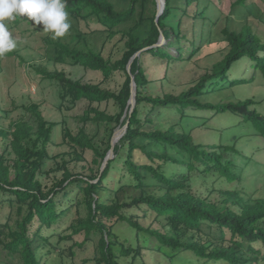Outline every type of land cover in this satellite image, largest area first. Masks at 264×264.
Returning <instances> with one entry per match:
<instances>
[{
    "label": "trees",
    "instance_id": "trees-1",
    "mask_svg": "<svg viewBox=\"0 0 264 264\" xmlns=\"http://www.w3.org/2000/svg\"><path fill=\"white\" fill-rule=\"evenodd\" d=\"M176 1L166 0L157 21L156 0H129V8L122 11L110 0H67L70 40H54L48 34L44 38L51 63L99 72L103 82L124 71L126 81L116 92L103 88L102 82H85L64 71H50L42 64L31 65L44 79L58 82L64 102H70L72 107L81 101L88 103L89 109L81 117L85 125L91 121L105 123L111 131L102 148L93 142L85 127L75 135L64 122L45 119L36 103L26 110L32 113L37 127L28 121L0 127V136L5 140L0 153V196L9 195L7 201L17 204L18 213L15 225H0V240L5 251L11 257L18 255L22 264H53L45 259L46 253H38L37 242L48 241L43 231L66 213L58 209L57 197L64 199L74 186L82 197L77 203L81 201L87 209L86 216L73 225L76 234L84 235L83 243L76 245L83 247L94 236L99 237L96 264H175L183 251L204 260L202 264H264V199L255 197L264 193L258 188L264 185V161H258L256 154L242 152L238 138H225L226 130H211L206 122L198 123L188 114L191 110L210 111L238 122L242 119L240 124L249 125L264 139V101L252 98L213 104L203 100L224 91L232 69L245 60L252 63L253 78L235 79L230 88L252 83L257 75L264 80V36L249 24L240 31L226 26L222 35L229 49L227 54L194 86L179 94L164 90L159 95L151 94L156 82L148 60H153L154 66L163 64L168 68L177 62L192 61L207 37H212L219 19L210 15L211 0H184L186 10L176 6ZM194 4L197 7L192 10ZM236 5L247 8L248 0H239ZM186 15L190 18L188 34L184 33ZM21 20L22 16H17L18 24ZM81 22L100 24L108 39L121 35L125 41L121 58L114 61L93 47L89 34L77 28ZM162 35L166 45L157 47ZM185 42L190 44L188 50ZM171 48L177 50V56ZM141 51L131 67L137 84V105L130 115L132 77L128 65ZM168 82L171 78L165 74L160 84L163 87ZM110 101L118 106L115 114L94 106ZM166 110L176 111L179 117L168 118ZM127 122V132L117 143L114 158L101 173L113 136ZM58 126L63 143L71 149L68 154L81 159L90 149L96 168H88L89 174H77L64 160L53 171L63 170L62 178L45 190L39 176L46 160L52 158L48 145L53 143ZM197 128L215 131V141L196 137ZM8 155L16 157L7 160ZM118 170L123 176L114 190L106 183ZM132 210H140L143 215H131ZM36 222L39 227L32 231ZM116 223L126 224L130 236L121 235Z\"/></svg>",
    "mask_w": 264,
    "mask_h": 264
},
{
    "label": "rangeland",
    "instance_id": "rangeland-1",
    "mask_svg": "<svg viewBox=\"0 0 264 264\" xmlns=\"http://www.w3.org/2000/svg\"><path fill=\"white\" fill-rule=\"evenodd\" d=\"M120 11L126 10L130 6L129 0H110ZM212 9L210 15L215 19L219 16L216 24H214V33L211 38L207 37L202 50L192 59L185 63H174L171 67L161 64L154 66L155 62L148 60V67L154 75L155 87L150 89V93L159 95L164 90L167 93L179 94L195 85L199 78L204 75L207 70L211 69L213 65L220 60L228 52L227 43L225 42L222 30L228 26L232 30L240 31L243 26L249 24L253 30L264 36V0H248V6L236 5L239 0H211ZM176 6H182L187 9L184 0H177ZM196 4L193 5L195 9ZM158 11V7H157ZM175 14H179L175 11ZM17 17L6 21L12 37L17 41V47L3 56H0V127H6L18 123L20 121H28L37 127L36 120L32 119V113L26 110L31 104L36 103L40 106V110L48 121L64 122V124L71 130L73 134H78L80 128H86L89 137L93 142L104 148V144L110 139V127L105 123L89 122L85 125L81 117L84 116L88 109V103L85 101L78 102L76 106L68 101H63L61 96V88L58 82L54 80L44 79L43 75L36 73L31 65L42 64L47 66L50 71L58 70L64 71L68 76L74 79H81L85 82L99 84L102 82L103 88L116 91L122 89L126 81V74L124 71H118L114 76L103 82V77L99 72H93L83 67H75L72 65H55L51 63L49 57L46 55L47 44L45 37L48 36L53 39V34L43 30V25H35L29 18L22 16L20 23H17ZM176 18L173 19V28L177 29ZM184 33L188 34L190 29V18L188 15L184 17ZM77 28L89 34L90 43L93 47L100 49L105 57L112 60H118L124 51L125 41L121 35H117L112 39H108L102 34V26L97 23L86 24L81 22ZM37 30H40L37 32ZM197 35H199V27L196 28ZM72 31L65 34L64 41L70 40ZM96 34V35H94ZM196 36V35H195ZM197 37V36H196ZM195 37V38H196ZM199 37V36H198ZM54 40H57L54 39ZM160 44V43H159ZM164 42L161 46H165ZM185 50L190 48L188 42L183 43ZM157 46V47H161ZM173 55H178L175 48L170 49ZM17 53L13 55L12 53ZM157 63V62H156ZM167 74L171 78L163 87L160 84V79ZM254 76V69L252 63L249 61H242L232 69L230 73L229 82L226 83L224 91L221 93H213L206 96L204 102L228 103L237 102L238 100L256 99L261 102L264 101V80L261 75H257V79L252 83L241 84L230 88V82L235 79H251ZM230 88V89H229ZM102 111L109 114L118 112V106L114 101L104 102L100 105L94 104ZM168 118H178L179 115L174 110H166ZM195 119L196 122L204 124L207 123L211 130L221 129L224 132L225 138L232 136L238 138V147L242 152H248L251 155L256 154L258 161H264V139L260 137L257 131L245 123H239L242 119L235 121L231 117L217 116L214 112L191 110L188 113ZM240 124L239 126H237ZM64 126V125H63ZM168 126V124H167ZM207 130L206 128H197L194 132L196 137H202L203 140L215 141L216 132ZM61 126L56 128L53 143L48 145V152L52 157L46 160V164L42 169V174L39 176L43 183L44 189H51L56 181L62 178L63 170H57L58 164L64 160L68 162V167L73 173L89 174V169H95L93 163L95 159L94 153L90 149L84 151L81 159H75V155L68 154L71 152L69 146L63 143V138L60 135ZM114 137V136H113ZM5 140L0 136V153L3 152ZM15 155L6 156L7 160H14ZM122 168V164H119ZM123 173L118 170L113 172L110 180L106 183L114 190L118 188L121 183ZM252 178V176H249ZM258 188L264 190V185L259 184ZM70 195L64 199L62 196L57 197L58 209L65 210L66 213L62 218L50 227H46L43 231V236L48 239L47 242L40 240L37 242L38 253L43 255L46 253L45 259L53 264H96V255L98 254L99 237L94 236L92 240L84 243L83 247H79L76 243H83L84 235L76 234L73 225L77 223L80 218H84L87 214L86 206L77 200L82 197L79 194L77 186L72 187ZM206 196V194H205ZM215 196V195H214ZM9 195L0 196V225L9 223L15 225L18 219L17 204H12L7 201ZM255 197L264 199V193H257ZM127 199V198H125ZM131 215L142 216L140 210H132ZM157 226V225H156ZM39 223L36 222L32 231L37 230ZM115 228L121 235L130 236L127 230V225L124 223H116ZM147 261L151 263L150 255L146 257ZM175 264H202L205 261L199 260L193 254L188 252H181L174 260ZM0 264H22L18 255L11 257L5 251L0 240Z\"/></svg>",
    "mask_w": 264,
    "mask_h": 264
},
{
    "label": "clouds",
    "instance_id": "clouds-1",
    "mask_svg": "<svg viewBox=\"0 0 264 264\" xmlns=\"http://www.w3.org/2000/svg\"><path fill=\"white\" fill-rule=\"evenodd\" d=\"M67 0H0V56L13 51L17 41L12 37L6 21L26 16L35 25L53 34V39L64 37L71 23L65 11Z\"/></svg>",
    "mask_w": 264,
    "mask_h": 264
},
{
    "label": "water",
    "instance_id": "water-1",
    "mask_svg": "<svg viewBox=\"0 0 264 264\" xmlns=\"http://www.w3.org/2000/svg\"><path fill=\"white\" fill-rule=\"evenodd\" d=\"M157 1V5H158V14H157V21L160 18V16L163 14L165 7H166V0H156ZM165 42V37L162 35V40L156 45V46H161L163 43ZM147 50V49H145ZM144 51V50H143ZM139 52L137 53L133 59L131 60V62L128 65V72L130 73L131 77H132V96L131 99L128 103V105L130 106V115L132 114V112L134 111L136 105H137V84L135 81V77L131 74V67H132V63L135 60V58H137L138 56L141 55V53L143 52ZM128 113V109L125 112V115L123 117V119L127 116ZM129 126V122H127V124L124 127H119L116 131V134L114 135V137L112 138V147L111 150L109 151L108 155L106 156L102 169H101V173H103V171L106 169L108 163L110 160H112L115 156V147L117 145V143L121 140V138L125 135V133L127 132ZM119 133V136H118ZM120 133L122 135H120Z\"/></svg>",
    "mask_w": 264,
    "mask_h": 264
},
{
    "label": "bare ground",
    "instance_id": "bare-ground-1",
    "mask_svg": "<svg viewBox=\"0 0 264 264\" xmlns=\"http://www.w3.org/2000/svg\"><path fill=\"white\" fill-rule=\"evenodd\" d=\"M120 135H122V134L120 133ZM118 136H119V133H118Z\"/></svg>",
    "mask_w": 264,
    "mask_h": 264
}]
</instances>
